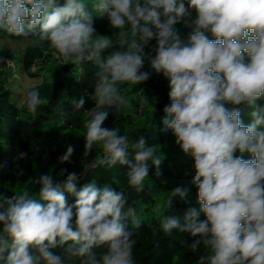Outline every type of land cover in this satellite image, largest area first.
<instances>
[{"label": "clouds", "instance_id": "9594fccd", "mask_svg": "<svg viewBox=\"0 0 264 264\" xmlns=\"http://www.w3.org/2000/svg\"><path fill=\"white\" fill-rule=\"evenodd\" d=\"M90 6L110 27H130L131 39L119 31L114 47L110 37L98 35ZM181 23L190 29L183 38L176 27ZM0 32L31 37L33 47L48 42L66 63H95L85 155L99 144L103 156L94 167L127 165L128 183L137 193L143 192L150 167L159 169L162 160L143 137L130 144L118 128L102 125L107 107L119 113L129 104L122 84L150 78L142 71L147 59L168 81L170 104L163 109L161 130H171L182 151L194 158L192 183L200 204L199 211L185 212L183 224L178 217L165 218L163 232L195 237L187 247L193 253L201 246L206 250L196 264H264V105L257 103L264 97V0H94L91 5L0 0ZM153 40L156 45L146 52ZM43 103L38 90L27 93L28 112L35 114ZM74 103L79 111L85 100ZM240 105L251 109L250 123L241 120ZM73 152L69 145L61 163ZM246 152L250 159L243 158ZM78 180L75 172L63 180L44 174L35 181L38 198L28 190L11 197L0 193V264H68L75 258L80 264H136L129 227L133 218V228H140L135 208H126V195L107 184L91 182L78 190ZM66 193L75 197L73 204ZM187 193L181 187L171 191L172 197ZM99 248L106 251L98 255Z\"/></svg>", "mask_w": 264, "mask_h": 264}, {"label": "trees", "instance_id": "16d2710c", "mask_svg": "<svg viewBox=\"0 0 264 264\" xmlns=\"http://www.w3.org/2000/svg\"><path fill=\"white\" fill-rule=\"evenodd\" d=\"M58 2L63 4V0ZM89 12L96 33L110 37L113 46H117L121 38L119 31H126L127 28L114 29L110 27L106 17H101L90 9ZM176 27L182 37H186L190 31L183 23ZM0 37L14 43H26L22 67L31 77L48 75L40 84L29 89L38 90L44 103L35 114L28 112L27 108L20 110L13 104L12 93L5 80L7 57L0 52V193L11 197L28 190L38 198L40 185H35V181L41 175L51 174L56 180H63L68 173L75 172L79 176L78 190L91 182L101 186L107 184L126 195V208H135L134 219L140 222V228H133V218H129V227L132 228L133 238L136 240L133 249L136 264H196L198 257L206 252L203 246L195 253L187 247L196 238L179 230H173L168 235L161 228L165 218L178 217L183 224V217L189 208L197 211L200 209L198 189L192 183L195 176L194 158L182 151L171 130H161L165 115L163 109L170 104L167 79L152 71L146 59L142 71L150 72V78L139 85L125 83L120 86L121 92L129 100L128 105L134 109V115H128L123 110L115 113L113 108H106L109 115L102 127L118 128L120 134L129 136L130 144L143 137L146 145L153 147L162 160L159 169L150 167L149 176L144 182L145 188L143 192L137 193L128 183L127 165L94 167L97 159L103 156L99 144H94L92 152L85 155V124L88 120L86 110L94 106L95 99L92 97L94 74L98 70L95 63H66L48 42L40 47L31 46V37L8 36L4 32H0ZM153 42L145 49L146 52L156 45V41ZM48 59L51 61L50 68L45 67ZM82 97L85 104L77 111L74 102ZM257 103L264 105V97ZM57 106L62 111L54 110ZM236 107L241 109V120L245 124L250 123L251 109L245 105ZM169 138H174L171 145L176 152L174 157L169 154L161 155V151L155 150L165 146ZM69 145L74 147L73 155L68 162L61 163L59 158ZM20 153L27 155L19 158ZM128 159L134 163L132 149H129ZM149 164L151 166V162ZM61 169L67 170L64 176L58 175ZM176 187L188 189L186 197H172L171 191ZM65 195L70 205L75 202L74 196L68 193ZM170 199L171 204L168 206ZM198 219L203 220L205 217L201 213ZM54 251L61 252L60 249ZM96 251L99 255L106 249L99 248ZM68 264H80V259L75 258L68 261Z\"/></svg>", "mask_w": 264, "mask_h": 264}, {"label": "rangeland", "instance_id": "374dc122", "mask_svg": "<svg viewBox=\"0 0 264 264\" xmlns=\"http://www.w3.org/2000/svg\"><path fill=\"white\" fill-rule=\"evenodd\" d=\"M86 2H88L91 5V3L94 2V0H86ZM89 9L93 10L91 6L89 7ZM193 16H195V13H193ZM126 31L129 33L128 38L131 39L130 27L127 28ZM153 41H151L149 45H152L154 43ZM25 47H26L25 42L14 43L0 37V52L6 55L7 57V59H5L6 84L8 86V89L12 93L13 104L20 110H25L27 108L26 99L29 89L40 84L42 80L48 76L44 74V77L34 78L31 77L28 72L24 71L22 67V55L24 53ZM8 61L10 62L7 63ZM45 67L47 68L51 67V61L49 59H48V63L45 64ZM123 111L128 115H134V109L129 105L126 108H124ZM172 140H174V138H169L165 146L157 148L155 150L161 151L162 152L161 155L169 154L174 157L176 155V152L171 148ZM237 155H240V153H237ZM243 158L250 159L251 156L249 153L246 152L243 154ZM35 185H37V183H35Z\"/></svg>", "mask_w": 264, "mask_h": 264}]
</instances>
